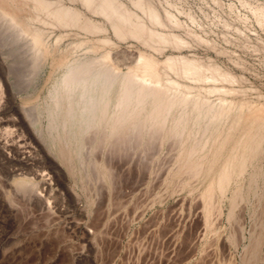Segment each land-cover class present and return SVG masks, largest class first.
<instances>
[{"label":"rangeland","instance_id":"obj_1","mask_svg":"<svg viewBox=\"0 0 264 264\" xmlns=\"http://www.w3.org/2000/svg\"><path fill=\"white\" fill-rule=\"evenodd\" d=\"M157 1L180 22L170 31L187 38L191 48L168 47L159 53L135 39L120 42L111 30L108 34L119 42L114 52L122 71L135 66L145 50L161 60L181 55L205 64L214 61L241 76L234 86L243 87L245 98L262 96L264 101V23L255 12L264 0ZM7 38L2 36L0 48L5 50L2 62L10 66L0 85V264H264V157L241 183L245 199L233 208L230 192L226 200L217 196L209 223L203 199L207 182L194 178L185 186L188 174L175 175L174 140L143 144L129 139L122 147L115 140L93 148L90 136L82 160L67 166L50 148L45 108L54 84L51 64L33 79L32 58ZM65 38L66 48L77 36ZM87 51L84 47L77 54ZM24 108L34 118L44 112V133L30 124ZM100 164L110 167L109 179L101 176ZM256 169L262 177L249 196ZM23 178L33 185L19 187L15 180ZM261 235L256 260L252 249Z\"/></svg>","mask_w":264,"mask_h":264},{"label":"bare ground","instance_id":"obj_2","mask_svg":"<svg viewBox=\"0 0 264 264\" xmlns=\"http://www.w3.org/2000/svg\"><path fill=\"white\" fill-rule=\"evenodd\" d=\"M161 6L157 0H0V48L2 36L8 34L7 43L18 45L23 56L32 58L33 79L51 64L54 84L45 116L50 148L63 164L74 168L82 160L85 140L90 136L93 148L112 145L115 140L121 147L129 139L143 144L155 139L162 143L174 140L178 146L175 175L188 174L185 186L194 178L207 182L203 199L209 223L217 196L225 199L230 192L233 208L245 199L241 183L264 157V101L260 95L245 98L243 87L234 86L241 76L214 61L205 64L189 56L172 55L165 60L155 56L153 53L168 47L191 48L187 38L170 31L180 22ZM263 7L255 12L264 23ZM111 30L120 42L135 39L155 52L141 51L135 66L124 72L120 68L123 62L114 52L119 42L108 34ZM83 33L87 37L78 38ZM68 35L77 38L65 48L62 42ZM84 47L88 51L78 55ZM3 52L0 49V85L10 69L2 62ZM213 95L218 97L213 99ZM24 111L30 124L44 133V112L34 118L29 109ZM106 166L100 167L105 178L110 176ZM262 173L259 169L251 173L249 196L257 189ZM15 183L25 189L33 185L24 178ZM262 244L263 235L252 249L256 260Z\"/></svg>","mask_w":264,"mask_h":264}]
</instances>
